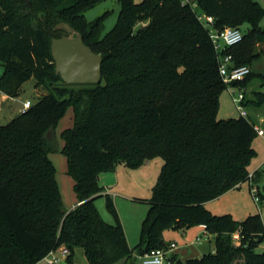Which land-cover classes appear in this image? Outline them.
I'll use <instances>...</instances> for the list:
<instances>
[{
  "label": "trees",
  "instance_id": "trees-1",
  "mask_svg": "<svg viewBox=\"0 0 264 264\" xmlns=\"http://www.w3.org/2000/svg\"><path fill=\"white\" fill-rule=\"evenodd\" d=\"M100 1L0 0L5 67L0 90L16 97L34 77L36 87L49 91L0 124V264H38L61 246L71 250V264L79 249L88 264H131L153 249H169L166 229L197 225L215 234L214 251L188 258L172 253L171 264H264V251H258L264 242L260 213L238 220L206 207L250 179L258 115L218 117L228 85L209 27L200 19L211 15L218 29L243 30L242 41L225 53L233 54L235 66L251 68L244 80L234 82L247 90L257 77L264 84V73L254 68L264 55V5L258 0H121L117 24L102 35L103 22L86 17ZM62 22L102 55L100 83L68 84L56 71L52 38L65 33L55 28ZM245 105L261 109L264 91L253 88ZM69 108L74 123L61 132V151L79 203L73 209L66 208L50 157L58 146L49 137ZM157 156L164 164L152 196L137 198L150 209L141 239L131 247L100 174L119 164L138 168ZM259 176L260 171L254 177ZM103 195L114 223L96 205Z\"/></svg>",
  "mask_w": 264,
  "mask_h": 264
},
{
  "label": "rangeland",
  "instance_id": "rangeland-1",
  "mask_svg": "<svg viewBox=\"0 0 264 264\" xmlns=\"http://www.w3.org/2000/svg\"><path fill=\"white\" fill-rule=\"evenodd\" d=\"M136 1L140 2L142 0ZM258 1L264 5V0ZM121 7V0H102L86 11V17L89 22H93L97 19H100L103 22V35L117 24ZM143 24L145 23H142V25ZM261 24L264 26V19ZM244 28H246V26ZM254 68L257 71L264 73V55L259 61H257ZM4 70L5 67L0 62V76L3 74ZM253 88L264 91V84L261 78H255L251 86L247 89V95L251 94ZM48 93L49 91L45 89V87H36V78L34 77L23 84L20 92L22 100L29 99L33 102V104L37 103L44 94ZM246 109L253 117H255L258 115L256 113L259 110L264 112V105L258 110L252 106H246ZM240 115L241 113L237 109L229 90L226 89L220 97L218 117L221 119H228L239 117ZM9 116L6 118L1 117L0 124L8 123L13 118H9ZM12 116H16V114H12ZM256 120L257 122L260 121V124H258L264 129V121L261 120L260 117H258V119L256 118ZM73 123V109L69 108L65 117L60 121L57 130L49 132V137L58 146L57 150L50 154V157L57 168V178L67 209H70L73 206L77 197L74 190L73 177L67 170V158L61 151V147L63 145L61 132L66 128L72 127ZM252 144L256 149L257 154L253 157L249 168L251 173L256 172L260 168V176L258 180H256L255 177L253 180H245L240 186H236L234 189L229 190L232 191L231 194H228L224 198H221V196L225 193L208 201L207 203H213L211 204L213 206V213H230L238 220H244L249 215L260 213L264 221V199L262 202H257L255 200L256 196L262 197L259 191L264 194V136L257 134L253 139ZM163 164L164 159L161 156H157L145 161L138 168H132L126 166L125 164H119L116 169L112 171H105L100 174L101 184H105L107 186L106 188L110 189L109 191L115 200L116 207L125 228L129 227V229L133 232L136 231L134 238L136 236L137 237L136 241H132L133 246H136L141 239L143 221L150 209L149 203L139 201L137 198H150L152 196L153 188L158 181ZM255 193H257V195H255ZM96 205L103 218L110 223H114V217L107 208V199L105 195L96 200ZM193 238L188 235H183L180 243H189ZM214 245L215 234L209 232L206 235H202L199 243L189 246L186 253H184L185 250L181 251V253L184 258L199 256L204 253L211 252ZM258 251H264V242L259 245ZM139 262L140 259L137 258L135 261L131 262V264H139ZM125 263L126 262H124V260H120L115 264ZM76 264H88L87 258L82 249L77 251Z\"/></svg>",
  "mask_w": 264,
  "mask_h": 264
},
{
  "label": "built area",
  "instance_id": "built-area-1",
  "mask_svg": "<svg viewBox=\"0 0 264 264\" xmlns=\"http://www.w3.org/2000/svg\"><path fill=\"white\" fill-rule=\"evenodd\" d=\"M188 1L189 0H185ZM194 6L196 4L194 3ZM207 27H209L210 36L214 43V47L219 54V72L224 82L228 85V90L233 98V101L244 117L249 116V112L246 109L245 101L247 98V90L245 88L238 87L234 84L236 81L244 80L245 77L251 72V68L248 65L235 66L234 57L232 53H225V51L242 41L244 32L239 27L226 26L223 29H218L214 25L215 18L211 15L200 16ZM31 100H27L24 103L23 111L32 105ZM256 131L259 135L264 136V129L259 124L256 125ZM255 172L250 174V179L253 180ZM257 192V191H255ZM257 195V193H255ZM255 200L259 202V197L256 196ZM239 234H235V238H238ZM197 242L201 241V237H198ZM71 254V250L66 246H61L52 250L44 259V264H71L67 260ZM172 250L156 248L150 252H146L139 256V264H171Z\"/></svg>",
  "mask_w": 264,
  "mask_h": 264
},
{
  "label": "water",
  "instance_id": "water-1",
  "mask_svg": "<svg viewBox=\"0 0 264 264\" xmlns=\"http://www.w3.org/2000/svg\"><path fill=\"white\" fill-rule=\"evenodd\" d=\"M56 30L65 33L52 38V53L56 71L68 84H95L102 81L103 57L84 41L82 33L70 23L58 24Z\"/></svg>",
  "mask_w": 264,
  "mask_h": 264
},
{
  "label": "crops",
  "instance_id": "crops-1",
  "mask_svg": "<svg viewBox=\"0 0 264 264\" xmlns=\"http://www.w3.org/2000/svg\"><path fill=\"white\" fill-rule=\"evenodd\" d=\"M262 46H264V45H262ZM27 100H29V99L22 100L21 94H19L16 97H12V96L7 95L6 93H4V92H2L0 90V118L1 117L2 118H6L9 115H10L9 118L10 117L15 118L16 116H18L19 114L22 113V110H23V107H24V103ZM12 114L13 115L16 114V116H12ZM256 114H258L257 117H260V119L264 121V112L263 111H258ZM258 123L260 124V121L257 122V124ZM259 170H260V168L255 172V175L257 174V172ZM103 185H105V184H103ZM104 187H105L104 194H106V193L111 194V192L109 191L110 189L106 188L107 187L106 185ZM231 192L232 191L226 192L223 196H221V198H224L228 194H231ZM78 204H79L78 200L76 199V202L73 204V206L70 209H73ZM211 204H213V203H206V206L209 208V210L212 211L213 210V206ZM124 228H125V226H124ZM125 231H126V235H127L128 242H129L130 246L131 247H135V246L132 245V241H134V240L136 241V237L137 236L134 238V234H135L136 231L133 232L131 229H129V227H126ZM208 233L209 232L206 230V228L203 225L193 226V227H191V228H189V229H187L185 231L166 229L164 231V239H165V241L167 243L170 244L169 245V249L171 248L172 253H178L182 258H184L182 256L181 251L185 250L184 253H186L187 249H189V246L194 245L196 243H199V242L196 241L198 237L202 238V235H204V234L206 235ZM183 235H186V236L188 235V236H190L192 238L194 237V238L189 243H186V244L185 243H180V240L182 239ZM214 249H215V245H214V248H213L212 251H214ZM138 258H139V256H138ZM39 263H43V261H40Z\"/></svg>",
  "mask_w": 264,
  "mask_h": 264
}]
</instances>
